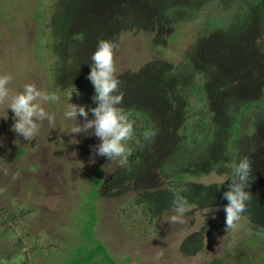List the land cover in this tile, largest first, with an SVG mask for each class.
I'll use <instances>...</instances> for the list:
<instances>
[{
	"label": "rangeland",
	"instance_id": "obj_1",
	"mask_svg": "<svg viewBox=\"0 0 264 264\" xmlns=\"http://www.w3.org/2000/svg\"><path fill=\"white\" fill-rule=\"evenodd\" d=\"M99 40L118 44L120 107L149 111L150 124L159 125L139 164L133 152L123 166L120 158L90 159L98 138L73 134L75 122L64 115L69 103L96 106L86 77ZM6 74L10 96L35 84L59 100L41 102L55 121L44 120L31 141L12 130L14 114L0 104V209L7 215L0 264H64L96 242L116 264H261L264 112L245 111L234 149L225 143L242 106L260 101L264 108V0H0V76ZM174 146H182L178 156ZM181 155L189 166L178 187L169 168ZM245 156L255 179L234 231L225 229L222 195ZM197 158L204 164L194 168ZM128 167L142 171L131 179ZM96 169L101 184L93 189ZM92 189L95 220L86 207ZM176 195L191 206L184 223L169 220ZM139 198L156 203L155 213ZM89 264L104 263L98 255Z\"/></svg>",
	"mask_w": 264,
	"mask_h": 264
},
{
	"label": "clouds",
	"instance_id": "obj_2",
	"mask_svg": "<svg viewBox=\"0 0 264 264\" xmlns=\"http://www.w3.org/2000/svg\"><path fill=\"white\" fill-rule=\"evenodd\" d=\"M116 49H118L116 42L99 40L91 56L90 73L86 79L94 88L95 94L92 101L96 106L69 103L64 115L75 122V126L71 129L73 134H87L98 138L99 143L90 146V159L94 160L96 156L105 157L109 161L120 158L119 162L123 166L127 164L133 152V149L127 146V142L134 136V121L130 120L129 114L120 107L124 93L121 90V81L115 75L114 52ZM10 80V75L0 76V104L8 102V109L14 114L12 130L25 141H31L39 132L44 120H47L50 125L55 121V116L47 113L41 102L58 101L59 96L55 93L49 95L42 92L35 84H26L22 93L10 96L8 88ZM75 92L79 97V92L76 90ZM89 113H91V119H89ZM78 117L83 121L82 124L78 121ZM157 134L156 130L149 128L142 133V136L145 141H151ZM136 143L139 144L140 141L137 140ZM254 179L252 161L245 156L235 165L233 179L228 184V190L222 195V198L227 201L223 208L225 229L235 231L239 227V222L247 211V204L252 199V194L245 189L250 187ZM223 184L222 181L220 185ZM172 206L176 215L169 218L170 222L184 223V214L191 207L188 200L181 195H176ZM213 218H215L214 215ZM162 256L163 252H160L156 259Z\"/></svg>",
	"mask_w": 264,
	"mask_h": 264
},
{
	"label": "trees",
	"instance_id": "obj_3",
	"mask_svg": "<svg viewBox=\"0 0 264 264\" xmlns=\"http://www.w3.org/2000/svg\"><path fill=\"white\" fill-rule=\"evenodd\" d=\"M198 92H199L200 97L202 98L203 95H204V91H202L199 88ZM261 105H262V102H260V101L253 102V103L248 104V105H244V106L241 107L240 113L238 115H234L233 117H231L232 118V122L230 123V125H229L230 127H229V129H227V131L229 130V133L231 134L232 138L228 139V141L225 143L226 146H227L226 149H228V150H231V149L233 150L234 149V141L238 139V131H239V128L241 126V120H242L244 112L245 111H249V110L250 111H263L264 112V108ZM123 109L125 110L126 113L129 114V119L134 121V136H133L132 140H130V141H131V143L134 144V145H131V148L133 149V156L135 158V162L134 163L137 164L138 163L137 156L141 154L140 149L149 148L148 141H145L143 139V136H142V133L146 130V127H144V126L151 125L149 128H152V129H154L156 131L158 130V133H159V125H157L156 123H153V125L150 124V122L148 121L149 111L136 110L130 104L129 105H125L123 107ZM203 114L204 113L201 111V115H203ZM206 117H207V114H206V116L204 118H206ZM173 122L176 123V121H174L172 119L171 120L168 119L166 123L171 125V124H173ZM138 123L141 124L140 125L141 126L140 129H139V127H137ZM157 123H159V122H157ZM209 124H210V120H209ZM210 125L211 126L213 125L211 130L216 128L214 126L213 122ZM197 126H199V125L197 124ZM220 131H222V130H220ZM225 131H226V129H225ZM168 134L171 137L174 135L173 133H168ZM137 140L140 141L139 144L136 143ZM135 145H138V147H134ZM175 147L177 148V146H174V148ZM181 148H182V146H180V148L178 147L177 149H179V150H177L176 152H175V150H173L174 154H176L175 156H178L180 154ZM216 148H218V147H216ZM20 152L22 154L23 150L20 149L19 153ZM181 157H182V155L180 157H178L179 159L177 160V162L173 166H171V168H169L170 170H172V168H174L173 169L174 172H172L170 174L173 175L172 177L176 181V184H179L178 187L181 186V183L184 180H186V176L187 175H185V174L188 172V171H186V169H188V166H189L188 165L189 161L186 164L184 159L183 158L181 159ZM136 161H137V163H136ZM199 161H201V164H204L202 162V161H204L203 159L197 158L196 160L192 161L191 165L192 166L194 165L193 167L195 168V167H197V166H195V165H197V163L200 164ZM179 166H180V168H183V169H179L178 168ZM139 167H140V165H139ZM128 168L129 169L127 170V175L131 179H133L135 176H138L141 173V171H142V170L139 171L138 169H137V171H134V168H131V167H128ZM95 174L97 176V179L92 184L93 189L97 188L101 184V181H100L101 169H96ZM93 189L89 191V199H88L87 206H86L87 210H88V215H89L91 220H95L96 219L95 214L93 213V210H94L93 199L96 197V193H95V191ZM12 193H13V191H10L9 194H12ZM5 196H7V197H5ZM5 196L4 197L7 198L8 202L9 201L13 202V200L11 199L12 196H9V195H6V194H5ZM86 201H87V199H86ZM138 201L139 202L142 201V205H144L146 207L148 212H150L152 214L155 213L154 208L157 205L156 203H154L151 200H143V199H140V198L137 200V203H138ZM21 213H22V211H21ZM6 217H7V215H6L5 211H4V209L3 210L0 209V222H3ZM5 221H6V219H5ZM241 254L243 255V253H241ZM98 255L100 256L101 261L104 264H116V263H114L111 260V258L108 257V255L106 254V251L103 249L101 244H99L98 242L95 243V247L93 249L85 251V252L79 251V253H77V258L70 259L69 261L65 262L64 264H89L92 261V259H94ZM212 264H222V262L220 260L216 259V260H214L212 262ZM261 264H264V258L261 259Z\"/></svg>",
	"mask_w": 264,
	"mask_h": 264
}]
</instances>
